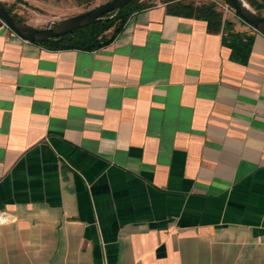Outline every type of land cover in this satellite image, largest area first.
<instances>
[{
  "label": "crops",
  "instance_id": "0c3cea01",
  "mask_svg": "<svg viewBox=\"0 0 264 264\" xmlns=\"http://www.w3.org/2000/svg\"><path fill=\"white\" fill-rule=\"evenodd\" d=\"M227 19L244 64L159 2L92 50L0 22V264H264V34Z\"/></svg>",
  "mask_w": 264,
  "mask_h": 264
},
{
  "label": "trees",
  "instance_id": "16d2710c",
  "mask_svg": "<svg viewBox=\"0 0 264 264\" xmlns=\"http://www.w3.org/2000/svg\"><path fill=\"white\" fill-rule=\"evenodd\" d=\"M155 3V0H131L121 9L106 13L100 19L87 26L72 30L62 37L50 38L35 43H39L50 49L77 48L92 50L99 48L110 43L114 39L116 34L122 29L127 17L133 11L149 7ZM164 4L167 11L170 13L205 20L209 31L221 33V42L223 45L230 48L231 58L242 64L247 62L254 35L235 31L232 28V21L225 18L223 14L216 9L213 2L194 4L190 1L177 0L165 2ZM7 10L11 14L8 8ZM257 13L260 14L259 12ZM12 15L17 20L23 22L19 17L14 14Z\"/></svg>",
  "mask_w": 264,
  "mask_h": 264
},
{
  "label": "water",
  "instance_id": "95a60500",
  "mask_svg": "<svg viewBox=\"0 0 264 264\" xmlns=\"http://www.w3.org/2000/svg\"><path fill=\"white\" fill-rule=\"evenodd\" d=\"M131 0H109L101 5L93 7L87 11L68 16L59 20H54L46 27H36L29 23L17 20L9 13L5 4L0 0V20L1 22L17 33L20 37L31 41H43L50 38H58L71 32L72 30L87 26L104 14L113 10L121 9ZM235 14L255 30L264 34V15L258 14L245 0H225Z\"/></svg>",
  "mask_w": 264,
  "mask_h": 264
},
{
  "label": "rangeland",
  "instance_id": "374dc122",
  "mask_svg": "<svg viewBox=\"0 0 264 264\" xmlns=\"http://www.w3.org/2000/svg\"><path fill=\"white\" fill-rule=\"evenodd\" d=\"M11 14L19 17L23 22L29 23L36 27H46L51 25L54 20H59L72 16L93 7L101 5L109 0H2ZM146 1V0H141ZM148 1V0H147ZM177 1V0H169ZM168 0H155V2L165 3ZM190 1L194 4L213 2L218 11L225 18L237 17L233 8L225 0H181ZM249 6L264 15V0H245ZM243 21V20H242ZM246 23L245 21H243Z\"/></svg>",
  "mask_w": 264,
  "mask_h": 264
},
{
  "label": "built area",
  "instance_id": "2783aa9c",
  "mask_svg": "<svg viewBox=\"0 0 264 264\" xmlns=\"http://www.w3.org/2000/svg\"><path fill=\"white\" fill-rule=\"evenodd\" d=\"M0 22H1V20H0ZM1 23H2V22H1ZM11 220H12V218H11V215H10V214L5 213V212L0 213V225H1V224L8 223V222H10Z\"/></svg>",
  "mask_w": 264,
  "mask_h": 264
}]
</instances>
